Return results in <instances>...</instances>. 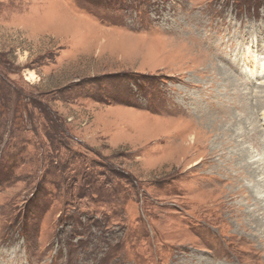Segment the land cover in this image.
Listing matches in <instances>:
<instances>
[{
	"label": "rangeland",
	"instance_id": "obj_1",
	"mask_svg": "<svg viewBox=\"0 0 264 264\" xmlns=\"http://www.w3.org/2000/svg\"><path fill=\"white\" fill-rule=\"evenodd\" d=\"M261 62L264 0H0V264H264V174L237 218L219 153L172 155L221 118L264 158Z\"/></svg>",
	"mask_w": 264,
	"mask_h": 264
},
{
	"label": "bare ground",
	"instance_id": "obj_2",
	"mask_svg": "<svg viewBox=\"0 0 264 264\" xmlns=\"http://www.w3.org/2000/svg\"><path fill=\"white\" fill-rule=\"evenodd\" d=\"M207 67H209V69L210 68L213 70L215 69L213 64H209V65H207ZM259 67H260L259 74H261V72L264 70V63L261 62L259 64ZM220 69L223 70L224 73H226V71L222 67H220ZM251 70L252 71H250V75L253 76L254 68H252ZM231 81L232 82H229L227 85H237L236 80L232 79ZM248 95H249V93H248ZM204 119L205 120H202V121L204 124H206L205 127H209L206 130V132H203V133H206V135L202 134L201 138H200V137L196 136L195 132H192V134H189V133L182 134L183 136L181 138V140H182L181 144H179L177 151L173 152L172 155H174L177 152V157L179 156L180 165H183L184 162L186 160H188V158L191 159V158L196 157V160H193V162H192V164L194 165L196 163L205 164L210 159H212V157H214L216 155V152L219 153V159H218L219 163L216 162V165H215L216 168H214V171H215V169L216 170L219 169L218 174L222 175L223 180L227 181V185L229 186V188L227 190H225V194H223L225 196V198H223V199L224 200H226V199L230 200L231 199V201H232L231 205L234 208H236V210H235L236 215L235 216H237V218H243L245 215H248L250 212L246 213L244 211V204H242L240 202H235V200L237 198L241 197L242 199L246 200V203H248L254 199V197H253L254 193L256 194L255 198H257V196L260 194V191L258 189L253 190L252 187H250L246 184H242L240 180L245 175L250 174L249 169L252 165L255 166L254 172L256 173L257 178H259L261 174H264L263 168L258 167L260 163L263 164L264 158L262 157V155H259V157H257L258 154H260V153H255L249 149H248V151H246V149L244 148V149H241L240 152L243 154L248 153L246 158L249 160V166L246 164H242L241 161L239 160V157H240L239 152L227 151L228 146H230L232 143V139L229 138V136L227 134L228 130L226 128H222V130H220V132H217L220 129V127H218V124H222L221 118H217V121H215L214 118H204ZM257 122H258L259 126H261L262 124L264 125V112L260 114V118ZM212 134L214 137L213 140H211ZM260 134L263 135L262 133H260L258 128L255 127L252 129V132H251L249 137L252 140V142H257L258 141V135H260ZM184 147H186V148L184 149ZM263 148H264V146H263ZM175 156H176V154H175ZM211 163H213V162H211ZM259 180H260V182H262V185H264V176H262ZM260 198H261V200L264 201V195H262V196L260 195L258 200ZM224 205H225V203H224ZM249 220L252 224L254 223L256 226L259 225L258 219L250 217ZM258 239L262 240V237L259 236Z\"/></svg>",
	"mask_w": 264,
	"mask_h": 264
},
{
	"label": "crops",
	"instance_id": "obj_3",
	"mask_svg": "<svg viewBox=\"0 0 264 264\" xmlns=\"http://www.w3.org/2000/svg\"><path fill=\"white\" fill-rule=\"evenodd\" d=\"M63 25H65V24L60 23V25H58L57 23H55L56 28H54V29L59 30V28H60L59 31L62 34H64L63 32H65V30H66L65 34L68 37L64 43L67 44V56L69 58L70 57L71 58L72 57L77 58L79 56V54L84 53L90 47V45L92 43L94 45L98 40V35H96L94 38H92L91 40L88 41V39L92 35V32H94V29L91 30L90 28L86 29L84 27H80V25L77 23H76L77 27H73V28H69V29H67V27L63 28ZM66 25H68V22ZM71 30H74V31H71ZM69 34H70V36H69ZM74 36L76 37V40L73 38Z\"/></svg>",
	"mask_w": 264,
	"mask_h": 264
},
{
	"label": "flooded vegetation",
	"instance_id": "obj_4",
	"mask_svg": "<svg viewBox=\"0 0 264 264\" xmlns=\"http://www.w3.org/2000/svg\"><path fill=\"white\" fill-rule=\"evenodd\" d=\"M34 98V97H33ZM1 99H2V97L0 96V101H1ZM23 107H24V109H26V105H24L23 104ZM27 113H28V111H27ZM51 121V123H52V120H50ZM54 132V131H53Z\"/></svg>",
	"mask_w": 264,
	"mask_h": 264
},
{
	"label": "trees",
	"instance_id": "obj_5",
	"mask_svg": "<svg viewBox=\"0 0 264 264\" xmlns=\"http://www.w3.org/2000/svg\"><path fill=\"white\" fill-rule=\"evenodd\" d=\"M24 108V107H23ZM25 113H26V111H25ZM27 114V113H26Z\"/></svg>",
	"mask_w": 264,
	"mask_h": 264
}]
</instances>
